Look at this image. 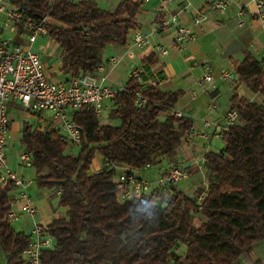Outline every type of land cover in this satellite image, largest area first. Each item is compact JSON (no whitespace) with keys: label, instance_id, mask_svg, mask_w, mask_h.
<instances>
[{"label":"trees","instance_id":"trees-1","mask_svg":"<svg viewBox=\"0 0 264 264\" xmlns=\"http://www.w3.org/2000/svg\"><path fill=\"white\" fill-rule=\"evenodd\" d=\"M12 1L22 12L19 33L28 19L49 17L48 33L63 48L66 73L96 71L108 44L128 45L143 5V0H121L114 8L98 0ZM87 25L92 26L88 36L83 34ZM158 60L154 51L147 54L144 72H152ZM235 68L241 82L264 95V56L246 44ZM144 72L142 80L131 75L114 96L110 114L119 124L102 123L88 105L75 111L83 132L78 154L67 151L70 141L58 128L23 126L21 142L33 154L37 184L61 189L60 203L68 207L67 216L47 225L56 243L42 251L43 264H236L264 238V98L233 95L239 120L223 131L225 146L205 155L210 178L201 200L175 189L119 202L114 170L90 171L97 152L132 166L172 157L193 127L192 116L169 110L185 90H163L145 80ZM142 86L151 99L138 107L136 90ZM15 188L13 181L0 184V244L8 264H25L31 234L6 218ZM197 214L205 216L200 224ZM180 242L187 245L182 254L175 251Z\"/></svg>","mask_w":264,"mask_h":264},{"label":"built area","instance_id":"built-area-1","mask_svg":"<svg viewBox=\"0 0 264 264\" xmlns=\"http://www.w3.org/2000/svg\"><path fill=\"white\" fill-rule=\"evenodd\" d=\"M255 8L247 4L239 5L237 9L238 24L245 25L247 18L258 19L264 30V0H254ZM234 0H210L207 9L197 7L192 0H160L157 11V22L152 32H145L142 28H136L132 32L133 45L144 47L147 44L153 45V50L158 55H166L170 51V45L163 42H154L152 36L157 32H165L172 35L177 44H185L196 39L197 32L194 25L204 22L207 17V10H222L232 4ZM173 3H178V9H173ZM190 11L193 17V24L187 23L180 16L181 11ZM20 8L12 0H0V25L5 28L13 25L15 37L6 36L0 30V184L9 181L15 183V187H21L20 196L25 199L21 206L12 207L6 214V218L12 220L20 218L27 212L34 215L38 207L32 202V197L27 186L33 179H27L20 174L16 168L9 163L7 144L8 133L12 126V113L9 108V101L16 99L29 109L52 111L54 118H62L65 121L66 136L70 142L81 144L83 132L81 126L75 121V111L82 109L85 105L93 107L99 115L108 106V101L113 100L120 88H115L109 81L103 62L96 71H78L71 73L68 77L52 78L46 67L41 53L35 50L32 45L42 33H48L47 23L49 17L38 19L30 18L26 22V29L19 33L18 20L21 17ZM92 26L84 27L83 34L88 36ZM18 34L23 37L17 39ZM131 46V45H130ZM126 53L134 57L133 47H127ZM123 56L120 54L111 55L106 61L111 64H118ZM144 69L135 67L131 75L143 79ZM219 77L230 79L239 84L241 74L233 67H221L219 72L212 64L206 66L204 73L197 78V82L203 86L214 85ZM158 84L156 79H152ZM197 90L191 92L192 96ZM151 97L145 87L136 90L135 102L138 107H144ZM178 115H184L180 110L175 111ZM239 120L237 108L230 107L227 111V123L222 125L219 131L223 135L225 128ZM206 123H210L207 121ZM56 127V126H54ZM61 130L59 127H56ZM189 134V133H188ZM185 138L188 139L189 135ZM21 162L27 166H34L32 152L24 145L19 153ZM111 165L101 169L114 170L115 180L118 183L117 199L125 202L134 199L142 194H150L156 191L165 193L176 191L173 184L189 176L188 165L179 161L172 163L169 168L160 173L157 177L151 178L138 173L133 166L120 168V163L109 161ZM98 169V170H101ZM61 193V189H58ZM56 237L47 228V225L36 221L32 228L31 240L23 252L25 264H43L42 251L54 247Z\"/></svg>","mask_w":264,"mask_h":264},{"label":"crops","instance_id":"crops-1","mask_svg":"<svg viewBox=\"0 0 264 264\" xmlns=\"http://www.w3.org/2000/svg\"><path fill=\"white\" fill-rule=\"evenodd\" d=\"M192 1L195 6L201 8L204 7L207 9V5L210 0ZM98 2H100V0H98ZM159 2L160 0H155V4L152 5L155 9V12L153 15L154 19L152 20L153 26L151 27L149 32H152L157 22ZM241 4H247L252 9L255 8L254 0H234V2L225 9H208L207 17L204 22L199 25H194L197 32L196 39L188 41L185 44L175 43L172 39V35L165 32H157L153 34V41L156 43H168L170 45V51L166 55H159V60L152 65V72L145 71V74L148 75V78H145V80L147 79L148 81H151L152 79H156L159 86L163 90H175L179 88L184 89L185 92L180 96L176 105L172 108H169V110H173L174 112L176 110H180L184 115H189L192 117L197 115V120H195L194 118L193 127L188 134L189 138H184L183 143L179 146L174 156L170 157L165 155L160 158L158 162L159 170L157 171V174L154 175V178L157 177L160 173L165 172L169 168V166L178 159L186 160V158H183L182 156V153L184 151L187 153V158L191 157V155L193 154L198 153V156L195 159L200 164H196L197 162H195V159L192 160L190 164H186L189 168L188 178L186 179V181L183 180L185 181L184 183L180 182L179 184H173V187L176 190H183L189 195H194L193 191L200 189L201 186L205 187L202 191H206L208 188L209 181H206L205 184L204 179L205 177L207 178L210 175V169L207 165L205 155L209 150L222 149L218 148L217 145H214L213 143L215 141V137L220 131L219 127L227 123V111L231 107L233 95L239 93L241 96H246L247 98L253 100L257 98L263 100L264 98V95L261 92H256L247 85L242 88L241 85L244 82H240L239 84L235 85L232 80L224 77L218 78L216 86L209 85L205 87L197 82V78L199 77V75L197 74L202 73V70H205L206 66L211 63L214 64L213 66L216 69V73L219 72V69L221 67L230 66L235 68L236 63L240 61L244 56V48L246 47V44H249L251 50L255 54L264 56V40L262 39L264 30L262 29L261 22L258 19H251L248 17L247 23L245 25H239L236 11ZM178 6V3H173L172 8L177 10ZM180 16L185 22L193 24V17L190 11L183 10L180 12ZM138 23V28H141L142 21H140L139 18ZM0 30L2 32L5 31V29L1 27V25ZM21 37V34H18L17 39L22 40ZM110 44L122 49L123 53L120 55H122L123 58L127 56L125 49L129 46V44ZM152 46L153 45H150L145 49L141 48V46L139 47L140 57L142 59L147 54L152 52ZM60 49L62 54L60 55V57H55L52 63H48V61L45 60L49 75L55 79L68 77L71 74L64 72L62 69V46ZM105 49L103 50V56L104 62H106L105 69L109 81L111 80L110 72L114 68H116V66L121 61L118 64H111L107 62L106 60L111 55L109 57H106ZM136 57L137 56L135 55L134 58H130L135 59ZM137 63H140V65ZM137 63V66L139 65L140 67H142V61H137ZM134 66L132 67L131 64L130 74ZM159 71L162 72L159 73ZM162 74H164V77L161 79L160 76H162ZM221 80L224 81L221 82ZM111 84L114 86L113 83ZM248 89L254 93L248 92ZM193 90H197V94L195 96L191 95V92ZM113 102L114 99L108 101V106L106 107V109H109V113L111 108L114 106ZM207 121H209L210 123H206ZM99 153L100 161L98 162L99 164L96 170L111 165V163H107L108 160L105 158L104 154L101 152ZM128 165L132 166L127 163H120L119 167L125 168ZM151 165L153 164L133 167L138 173L153 178V175L147 172L148 168ZM34 169V172L30 171L28 175L24 172V170H18L19 173L24 175L27 179H33V181L28 184L27 190L31 194L32 202L37 205L38 210L34 215L29 213L26 214L30 215V217L32 218L30 231L25 230V232L30 234H32V228L36 221H40L41 223L48 225L56 217L67 216V214H58L55 208H53L54 200H60V193L58 189L50 187H40L37 184L36 180L37 170L35 166ZM21 191L22 188L17 187L12 192L13 202L20 201V206L25 201V199L20 196ZM44 219L46 221H43ZM0 264H8L7 253L3 249L1 244ZM236 264H264V238L254 242L248 249L247 253L242 256V258H240L236 262Z\"/></svg>","mask_w":264,"mask_h":264},{"label":"rangeland","instance_id":"rangeland-1","mask_svg":"<svg viewBox=\"0 0 264 264\" xmlns=\"http://www.w3.org/2000/svg\"><path fill=\"white\" fill-rule=\"evenodd\" d=\"M120 0H100L99 4L104 7V8H112L115 7L116 4H118ZM155 4V0H144L143 1V5H142V10L138 15V18L140 21H142V25L141 28L145 31V32H149L151 27L153 26V22L152 20L155 9L153 8L152 5ZM5 31L3 32L6 36H13L15 37V32L13 31V25H8L5 28ZM23 39V37H21ZM153 38V36H152ZM262 39L264 40V34L262 35ZM133 47L135 54H136V58L135 59H131L134 57H128V55L126 57H124L121 62L116 66V68H114L111 72H110V79L109 80L111 83L114 84L115 88H120L122 87L127 80L129 79V77L131 76L130 74V68H131V64L132 67H140V63H137V61H142V58L140 57V51H139V45H133V36L132 33L130 34V38H129V47L131 46ZM150 44L145 45V47H141L143 49L149 47ZM32 47L39 51L44 59V61H48V63H52L53 59H55V57H60V55L62 54L61 52V45L54 40L49 33H42L38 36L37 40L33 43ZM127 49V48H126ZM125 49V52H126ZM122 54L123 51L122 49L110 44L106 47L105 49V55L106 57L112 55V54ZM139 64L137 66V64ZM212 66L214 65L213 63H211ZM230 67V66H229ZM204 70V69H203ZM202 70V73L197 74L199 76H201V74L204 73V71ZM146 72H144L145 74ZM55 75V74H53ZM196 75V76H197ZM198 77V76H197ZM224 80H221V82ZM245 85H247L246 83H242L241 87L244 88ZM248 86V85H247ZM250 93H254L251 90H247ZM257 94V93H256ZM257 101H262L261 99L257 98L255 99ZM114 104V102H113ZM9 108L10 111L12 113V117H13V126L11 127V130L8 133V144H7V152H8V159H9V163L12 165L13 168H16L17 170H24V172L28 175L30 173V171L34 172V166H27L25 164H23L21 162V159L19 157V153L21 152L22 148H23V143L21 142V136H22V131H23V126L25 125V123H31L34 126H45V127H59L61 129V132L66 134L65 131V121L62 118H54L52 116V111L47 110H32L27 108L26 106H24L21 102H19L18 100H14L11 99L9 101ZM162 115L164 114V111H162L161 113ZM165 117V116H162ZM193 118H195V120H197V115H195ZM101 121L102 122H110V123H114V124H118L120 122V120L116 117L111 116V114L109 113V109L105 108L104 112L101 115ZM222 129V126L219 127V130ZM214 145H217L218 148H222L225 146V140L223 138L222 133H218L217 136L215 137V141L213 143ZM82 148V144H75L73 142H70L68 147H67V151L72 152L74 154H78L80 153ZM187 153L184 151L182 153L183 158H186V160L183 159H178L177 161H179L182 164H190V162L192 160H194L197 156V154H193L191 155V157L187 158ZM100 153L97 152L96 157L94 158V161L92 162L90 171L91 172H96L97 170V166H98V162L100 161ZM182 158V157H180ZM13 163H12V162ZM183 161V162H182ZM194 162V161H193ZM196 164H200L198 161ZM203 164V163H202ZM201 167V166H200ZM159 170V165L158 162L151 165L148 168V173L153 175L152 177L154 178V175L157 174V171ZM210 176V175H209ZM205 177L204 179V183L206 184V181H209L210 177ZM188 177L178 181L176 184H179L180 182L184 183L186 181ZM185 180V181H183ZM204 184V185H205ZM44 188V187H42ZM205 187H200V189L193 191L194 195L199 196L200 200L203 199V197L206 194V191H202ZM54 206L53 208H55V210L57 211L58 214H67V207L64 205H61L60 200H54ZM15 207H19L20 206V201H16L14 203ZM28 214L27 212H24L20 218L12 220L11 223L12 225L18 229V230H26V231H30L31 229V222H32V218L30 217V215H26ZM205 219V216L202 214H197L195 217V222L197 224H200L203 220ZM43 221H46L45 219ZM187 249V245L184 242H180L176 247H175V251L177 253H185Z\"/></svg>","mask_w":264,"mask_h":264}]
</instances>
